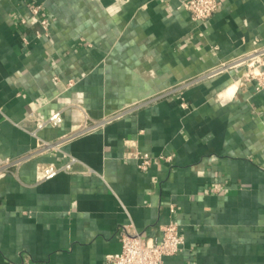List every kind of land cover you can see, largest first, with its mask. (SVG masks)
<instances>
[{
	"label": "crops",
	"instance_id": "1",
	"mask_svg": "<svg viewBox=\"0 0 264 264\" xmlns=\"http://www.w3.org/2000/svg\"><path fill=\"white\" fill-rule=\"evenodd\" d=\"M179 1L0 0V264H106L170 218L163 264H264V90L205 76L264 46V0L204 21Z\"/></svg>",
	"mask_w": 264,
	"mask_h": 264
},
{
	"label": "built area",
	"instance_id": "2",
	"mask_svg": "<svg viewBox=\"0 0 264 264\" xmlns=\"http://www.w3.org/2000/svg\"><path fill=\"white\" fill-rule=\"evenodd\" d=\"M220 4L219 0H180L177 8L187 11L195 21H204L217 11ZM41 10V5H33L31 7V17L46 31L48 21L41 16ZM22 23L25 24V21H22ZM254 45H256V42H254ZM237 68H244L240 79L243 81H254L257 91L264 90V46L255 47V49L234 61L212 69L205 76L211 77L223 71ZM62 120L60 111L52 113L47 118H34V130L31 133L35 136L37 131L47 126L57 127L62 123ZM57 145V143L40 141V148L44 150L56 148ZM141 160L138 167L144 171L150 165L151 159L141 156ZM76 162L77 160L74 157L69 156L68 162L64 165L59 167L48 165L43 169L42 179L49 180L61 172H67ZM16 165L17 163L13 164V166ZM9 166L10 164L7 161L6 167ZM6 167H3V169H6ZM173 211V208H171L170 213L172 214ZM119 242L120 252L117 255L106 257V264H163L165 257L174 256L181 250L184 244V237L179 232L178 224L170 218L161 228L159 238L124 231L120 236Z\"/></svg>",
	"mask_w": 264,
	"mask_h": 264
}]
</instances>
